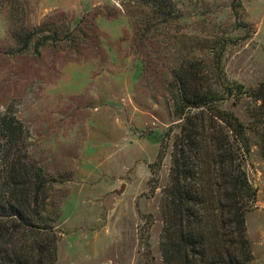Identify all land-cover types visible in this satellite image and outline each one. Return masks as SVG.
I'll return each instance as SVG.
<instances>
[{
    "label": "rangeland",
    "instance_id": "obj_1",
    "mask_svg": "<svg viewBox=\"0 0 264 264\" xmlns=\"http://www.w3.org/2000/svg\"><path fill=\"white\" fill-rule=\"evenodd\" d=\"M149 1L0 0V113L22 124L12 151L56 179L48 203L60 206L57 264H165L163 199L178 129L167 133L178 122L174 102L161 91V68L142 75L137 69L151 46L138 37L145 29L136 34L155 9L157 0ZM159 3L178 15L162 33L171 54L182 48L195 57V46L206 59L197 70L210 74L211 43L225 41L226 79L252 90L264 83V0ZM68 29L76 45L64 41ZM219 106L247 123L251 153L243 154L231 132L226 141L224 123L211 121L217 146L231 150L225 164L205 160L193 181L211 199L204 224L212 236L221 227L233 235L237 225L227 217L243 214L247 264H264V104L245 97L236 107ZM204 117L212 120L208 112ZM0 141L8 145L3 134ZM243 173L254 195L229 182Z\"/></svg>",
    "mask_w": 264,
    "mask_h": 264
},
{
    "label": "trees",
    "instance_id": "obj_2",
    "mask_svg": "<svg viewBox=\"0 0 264 264\" xmlns=\"http://www.w3.org/2000/svg\"><path fill=\"white\" fill-rule=\"evenodd\" d=\"M143 1L145 6L150 4L149 0ZM154 8L148 11L142 24H136V34L145 29L138 36L141 42L147 39L145 47L151 45L147 46L149 51L145 52L144 61L138 64L137 69L142 75L149 68H161V91L174 102L178 122L167 133L170 138L174 128L178 129L172 145L170 182L164 189L166 225L161 242L163 260L165 264H247L252 257L244 215L229 213L227 217V222L237 225L235 234L226 235L221 227L212 236L204 224V210L211 199L208 200L205 188L193 184V181L202 176L200 171L205 160L211 156L214 159L219 157L225 164L231 150L227 149L225 142L217 146V142L220 143L214 137L218 133L217 127L211 121L217 124L215 120L219 119L225 124L219 127L225 132L226 141L231 132L243 154L247 156L251 153L247 123L233 110L225 115L219 105L231 102L232 107H236L245 97L264 104V83L259 89L252 90L242 83L226 79L222 68L227 47L225 41L211 43L213 58L210 74L206 70H197L195 63L199 60L206 63V59L199 58L195 46L190 51L195 57L184 53L182 48H176L171 54L172 41L162 33L166 26L169 28L176 21L178 15L165 13L159 0ZM69 31L64 41L71 40L76 45L78 39L72 38ZM52 32L56 34V31ZM31 36L25 41L26 47ZM136 38L137 35L134 43ZM52 39L55 40V36ZM155 48L157 57L150 60ZM205 112L211 114L212 120L207 121ZM0 134L8 144L0 141V264H57L60 206L55 201L48 203L56 179L44 168L30 163L27 157L22 158L12 151L10 145L21 141L23 131L21 122L8 112L0 113ZM210 139L215 145L209 144ZM229 182L235 184L233 188L236 190L255 194L250 190L246 173ZM48 207L52 212L48 211Z\"/></svg>",
    "mask_w": 264,
    "mask_h": 264
}]
</instances>
